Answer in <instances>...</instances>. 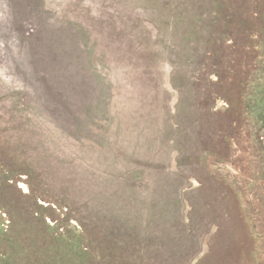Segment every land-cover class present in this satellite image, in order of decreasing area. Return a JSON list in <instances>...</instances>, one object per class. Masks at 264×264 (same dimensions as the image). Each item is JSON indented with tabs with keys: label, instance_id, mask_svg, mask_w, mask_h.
I'll return each instance as SVG.
<instances>
[{
	"label": "rangeland",
	"instance_id": "1",
	"mask_svg": "<svg viewBox=\"0 0 264 264\" xmlns=\"http://www.w3.org/2000/svg\"><path fill=\"white\" fill-rule=\"evenodd\" d=\"M262 111L264 0H0V264H264Z\"/></svg>",
	"mask_w": 264,
	"mask_h": 264
},
{
	"label": "trees",
	"instance_id": "2",
	"mask_svg": "<svg viewBox=\"0 0 264 264\" xmlns=\"http://www.w3.org/2000/svg\"><path fill=\"white\" fill-rule=\"evenodd\" d=\"M249 96V95H248ZM245 106H246V108L248 107V102H247V100H246V102H245ZM258 122L260 123V124H264V111H262L259 115H258Z\"/></svg>",
	"mask_w": 264,
	"mask_h": 264
}]
</instances>
